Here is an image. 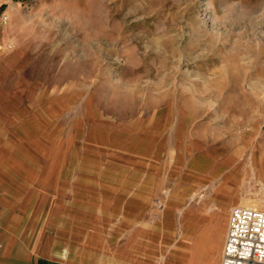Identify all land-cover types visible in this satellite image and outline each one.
Here are the masks:
<instances>
[{"label": "rangeland", "instance_id": "obj_1", "mask_svg": "<svg viewBox=\"0 0 264 264\" xmlns=\"http://www.w3.org/2000/svg\"><path fill=\"white\" fill-rule=\"evenodd\" d=\"M0 24L3 101L61 145L59 187L131 223L169 204L167 259L196 247L198 213L227 227L248 197L264 209V158L251 162L264 152V0H0Z\"/></svg>", "mask_w": 264, "mask_h": 264}, {"label": "crops", "instance_id": "obj_2", "mask_svg": "<svg viewBox=\"0 0 264 264\" xmlns=\"http://www.w3.org/2000/svg\"><path fill=\"white\" fill-rule=\"evenodd\" d=\"M18 49L16 54L21 52L20 44ZM6 66L0 68V264H206L207 256L217 264L219 240L223 235L225 239L227 227L213 209L197 214V218L202 217L199 225L205 226L195 234L196 247L183 258L167 259L160 250L165 239L172 237L167 233L172 224L165 213L171 208L167 202V209L158 217L131 223L124 216L125 209H119L118 217H103L100 205L91 207L84 196L76 197L73 190L59 187L56 178L61 176L65 161L61 145L54 143V138L36 135L34 125L22 126L13 121L16 112L3 101L1 89ZM12 121L17 126L9 134ZM99 141L112 147L127 140L115 144ZM129 142L134 144L133 150L149 156L162 147L150 148L149 140ZM54 149L58 151L54 168L46 169L47 157ZM79 174H84V170L80 169ZM48 175L50 178L44 180ZM147 175H152L149 169ZM104 224L108 231L99 230Z\"/></svg>", "mask_w": 264, "mask_h": 264}, {"label": "built area", "instance_id": "obj_3", "mask_svg": "<svg viewBox=\"0 0 264 264\" xmlns=\"http://www.w3.org/2000/svg\"><path fill=\"white\" fill-rule=\"evenodd\" d=\"M220 264H264V210L230 208Z\"/></svg>", "mask_w": 264, "mask_h": 264}, {"label": "bare ground", "instance_id": "obj_4", "mask_svg": "<svg viewBox=\"0 0 264 264\" xmlns=\"http://www.w3.org/2000/svg\"><path fill=\"white\" fill-rule=\"evenodd\" d=\"M11 7V6H10ZM15 7V6H14ZM17 10V9H16ZM9 12V11H8ZM16 12H18V11H16ZM10 13H12V12H10ZM15 14V13H14ZM10 16H12V15H10ZM19 16H21V15H15V17L14 16H12L14 19H15V23H19ZM11 17V18H12ZM11 22V21H10ZM25 22V21H24ZM13 23V22H12ZM17 23V25H19ZM2 24V23H1ZM0 24V38L2 37V36H4V34H5V27L4 26H2ZM26 24V23H25ZM13 25V24H12ZM16 25V24H15ZM16 25V26H17ZM20 26V25H19ZM18 27V26H17ZM21 27V26H20ZM20 27H18L17 29H19ZM16 28V27H15ZM21 29V28H20ZM28 29V28H27ZM12 35V34H11ZM14 35V34H13ZM10 36V35H9ZM11 37V36H10ZM11 41V40H10ZM2 42V41H1ZM7 43V42H6ZM4 45V44H3ZM3 48H1L0 49V51L2 50ZM10 54V53H9ZM11 55H13V54H11ZM69 55V54H68ZM7 58V57H6ZM6 58H4L3 60L5 61V59ZM9 58V57H8ZM8 62V61H7ZM93 134V133H92ZM113 138H114V136H113ZM106 140V139H105ZM257 148V147H256ZM256 154L253 156V154L251 155V156H253V157H251V162H252V164L253 163H255V160H262L263 158H264V152L262 151V150H260V149H256ZM204 159H206V158H204ZM209 161V160H208ZM222 163V162H221ZM226 163V162H225ZM213 164H216V163H213ZM230 164V163H229ZM216 167V166H215ZM222 167V166H221ZM226 167V166H225ZM225 169V168H224ZM224 171V170H223ZM222 171V172H223ZM239 206H247V207H252V208H255V209H260V210H264L263 208H262V206L260 205V203L259 202H257L256 200H254V199H251V197H248V198H246L245 200H243V202L241 203V204H238ZM193 248V247H192ZM191 249V248H190ZM191 251V250H190ZM198 255V254H197ZM166 259V258H165ZM194 259V258H193ZM206 263V262H205ZM206 264H210L208 261H207V263Z\"/></svg>", "mask_w": 264, "mask_h": 264}]
</instances>
